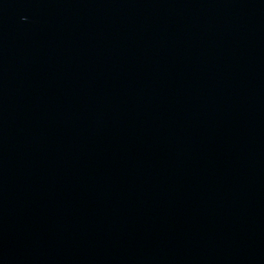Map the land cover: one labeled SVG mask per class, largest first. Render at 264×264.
<instances>
[{"label": "water", "instance_id": "obj_1", "mask_svg": "<svg viewBox=\"0 0 264 264\" xmlns=\"http://www.w3.org/2000/svg\"><path fill=\"white\" fill-rule=\"evenodd\" d=\"M0 264H264V0H0Z\"/></svg>", "mask_w": 264, "mask_h": 264}]
</instances>
